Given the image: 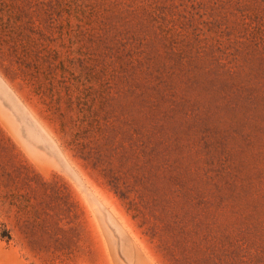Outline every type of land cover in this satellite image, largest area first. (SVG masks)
Masks as SVG:
<instances>
[{"label": "rangeland", "instance_id": "rangeland-1", "mask_svg": "<svg viewBox=\"0 0 264 264\" xmlns=\"http://www.w3.org/2000/svg\"><path fill=\"white\" fill-rule=\"evenodd\" d=\"M254 28L264 0H0V264H264Z\"/></svg>", "mask_w": 264, "mask_h": 264}, {"label": "trees", "instance_id": "trees-1", "mask_svg": "<svg viewBox=\"0 0 264 264\" xmlns=\"http://www.w3.org/2000/svg\"><path fill=\"white\" fill-rule=\"evenodd\" d=\"M155 11H156L155 14H157L158 17L164 18L162 15H158L156 8H155ZM153 13H154V10L150 15H153ZM189 24H190V26H192L191 23H189ZM216 25H217V27H221L222 23L218 22ZM160 28H162V32H165V33H169L171 30V28L169 30L164 29L162 27V25H160ZM223 33H224V31H223ZM262 33H263V31L261 29L254 28V30L250 32V36L247 37V41H237L236 45L238 47H236V52L245 53L246 61H247V59H249L250 55H255L258 46L264 45V35L262 36ZM18 35H19V43L22 45H27L26 42L28 39V35L25 33V29H22ZM174 42H176V41H172V43H174ZM34 43H35V41H34ZM137 43H138L137 49H139L141 46H143V42H137ZM186 45H192V44L187 43ZM236 45H230V48L235 47ZM244 45H248V46L245 48ZM137 52L139 53L140 56L142 55V57L140 59H137V63H138L137 69L140 68L142 73H145L146 75H148V77H147L148 81L152 85L151 86L152 89L157 93L158 98H160L161 100H163L166 103H170V102L172 103L173 98H174V94L171 93L172 92L171 86L165 80L161 79L160 78L161 76H153L154 72L151 71L152 70L151 67L146 65V63L148 62L147 58H149V57H147V55H146L147 53H145V50H138ZM180 53L182 54V51ZM260 56H261V58L260 57H258V58L262 59L264 61V52H262ZM181 57H184L183 54ZM228 71L231 74L234 73V71H232L231 68H229Z\"/></svg>", "mask_w": 264, "mask_h": 264}]
</instances>
